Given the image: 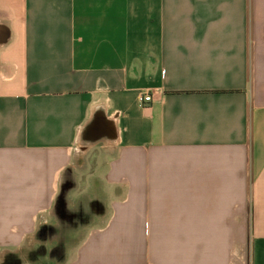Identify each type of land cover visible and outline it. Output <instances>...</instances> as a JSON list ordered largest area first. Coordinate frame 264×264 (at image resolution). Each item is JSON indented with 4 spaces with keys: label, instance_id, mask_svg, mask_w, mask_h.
Segmentation results:
<instances>
[{
    "label": "crops",
    "instance_id": "0c3cea01",
    "mask_svg": "<svg viewBox=\"0 0 264 264\" xmlns=\"http://www.w3.org/2000/svg\"><path fill=\"white\" fill-rule=\"evenodd\" d=\"M33 237L35 264H264V0H0V251Z\"/></svg>",
    "mask_w": 264,
    "mask_h": 264
},
{
    "label": "rangeland",
    "instance_id": "374dc122",
    "mask_svg": "<svg viewBox=\"0 0 264 264\" xmlns=\"http://www.w3.org/2000/svg\"><path fill=\"white\" fill-rule=\"evenodd\" d=\"M52 237H54L55 239H58L60 237V238H62V240L68 239V235H62V234L52 235L50 233L44 235V238H43L44 249L42 251L43 255H44V253H46L49 250L48 247H50V243H52L54 241V239ZM34 242L35 241H34V237H33L30 240V245L28 244L27 248L23 251V256L21 259L16 257V256H12L13 258H9L8 256H4L3 252L0 251V264H35L34 263V261H35ZM46 244H47V247L45 246ZM46 248H48V249L46 250ZM47 260L50 261L49 259H47ZM44 263H45V261H44ZM48 264H50V263H48Z\"/></svg>",
    "mask_w": 264,
    "mask_h": 264
},
{
    "label": "built area",
    "instance_id": "2783aa9c",
    "mask_svg": "<svg viewBox=\"0 0 264 264\" xmlns=\"http://www.w3.org/2000/svg\"><path fill=\"white\" fill-rule=\"evenodd\" d=\"M138 101L141 105H148V104L152 103V101H153L152 94L142 93L139 95Z\"/></svg>",
    "mask_w": 264,
    "mask_h": 264
}]
</instances>
